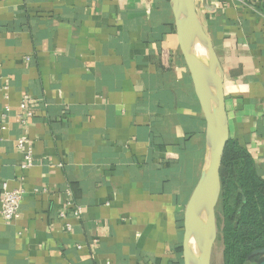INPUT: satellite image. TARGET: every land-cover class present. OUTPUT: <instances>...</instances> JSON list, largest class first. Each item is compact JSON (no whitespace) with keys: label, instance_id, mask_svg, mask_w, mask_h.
Instances as JSON below:
<instances>
[{"label":"crops","instance_id":"crops-1","mask_svg":"<svg viewBox=\"0 0 264 264\" xmlns=\"http://www.w3.org/2000/svg\"><path fill=\"white\" fill-rule=\"evenodd\" d=\"M196 5L264 178V0ZM205 137L171 0H0V202L24 192L0 264H184Z\"/></svg>","mask_w":264,"mask_h":264},{"label":"water","instance_id":"water-1","mask_svg":"<svg viewBox=\"0 0 264 264\" xmlns=\"http://www.w3.org/2000/svg\"><path fill=\"white\" fill-rule=\"evenodd\" d=\"M171 5L180 51L206 121L204 162L185 214L184 264H212L218 238L221 169L230 141L224 71L197 12L196 0H171ZM249 261L264 264V248L254 251Z\"/></svg>","mask_w":264,"mask_h":264},{"label":"trees","instance_id":"trees-1","mask_svg":"<svg viewBox=\"0 0 264 264\" xmlns=\"http://www.w3.org/2000/svg\"><path fill=\"white\" fill-rule=\"evenodd\" d=\"M221 184L217 221L226 246L224 264H252L250 255L264 248V178L235 140L225 151Z\"/></svg>","mask_w":264,"mask_h":264},{"label":"built area","instance_id":"built-area-1","mask_svg":"<svg viewBox=\"0 0 264 264\" xmlns=\"http://www.w3.org/2000/svg\"><path fill=\"white\" fill-rule=\"evenodd\" d=\"M33 99L29 95H25L21 101L20 109L24 113V119L23 124H28L29 120H31L35 113L34 108L32 106ZM6 111H9V108H6ZM18 148L20 150H26V141L20 140L18 144ZM27 156L30 158L32 156V151H27ZM3 193L1 198V214L3 216V219L5 222L10 223L12 221H15L19 216L20 207L23 201L24 192L22 190H9L7 187V184H4L2 186ZM68 206H71L68 204ZM74 215L76 217H80L82 212L80 207H73ZM66 211L61 212V218H65ZM68 229H70V226H68Z\"/></svg>","mask_w":264,"mask_h":264},{"label":"rangeland","instance_id":"rangeland-1","mask_svg":"<svg viewBox=\"0 0 264 264\" xmlns=\"http://www.w3.org/2000/svg\"><path fill=\"white\" fill-rule=\"evenodd\" d=\"M219 209V203L217 205V213ZM218 218V214H217ZM226 250L225 243L221 237L220 229L218 227V238L214 246L212 264H224V253Z\"/></svg>","mask_w":264,"mask_h":264},{"label":"flooded vegetation","instance_id":"flooded-vegetation-1","mask_svg":"<svg viewBox=\"0 0 264 264\" xmlns=\"http://www.w3.org/2000/svg\"><path fill=\"white\" fill-rule=\"evenodd\" d=\"M252 264H254L253 262H251Z\"/></svg>","mask_w":264,"mask_h":264}]
</instances>
